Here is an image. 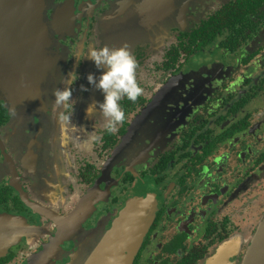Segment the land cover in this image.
<instances>
[{
  "label": "flooded vegetation",
  "instance_id": "obj_1",
  "mask_svg": "<svg viewBox=\"0 0 264 264\" xmlns=\"http://www.w3.org/2000/svg\"><path fill=\"white\" fill-rule=\"evenodd\" d=\"M142 3L46 0L52 59L80 74L72 123L101 137L91 147L71 125L61 142L53 96L27 99L25 17L0 8V264H73L85 232L125 212L132 264H237L264 231V0ZM102 41L128 46L143 88L113 134L99 111L85 118L103 99L85 59Z\"/></svg>",
  "mask_w": 264,
  "mask_h": 264
},
{
  "label": "clouds",
  "instance_id": "obj_2",
  "mask_svg": "<svg viewBox=\"0 0 264 264\" xmlns=\"http://www.w3.org/2000/svg\"><path fill=\"white\" fill-rule=\"evenodd\" d=\"M73 59L77 66L81 63L79 56H74ZM85 59L90 60L96 69V72L87 74V85L97 89L103 97L102 100L93 101L87 106L85 118L91 119L99 111L105 118V132L113 134L117 131V125L126 119L120 101L127 98L134 103L143 94V88L136 78L138 63L126 44L120 47L108 45L100 48L91 47ZM79 79L80 74L75 69H69L60 77L62 87L54 88L52 96L55 105L63 109L59 116L61 142L67 137L71 125L72 132L82 130L86 134L84 144L91 147L99 142L101 137L83 128L82 125L72 123L73 90ZM88 86L80 85V88L82 91H88Z\"/></svg>",
  "mask_w": 264,
  "mask_h": 264
},
{
  "label": "water",
  "instance_id": "obj_3",
  "mask_svg": "<svg viewBox=\"0 0 264 264\" xmlns=\"http://www.w3.org/2000/svg\"><path fill=\"white\" fill-rule=\"evenodd\" d=\"M7 1L10 0H0V8L14 10L12 14L17 15L15 21L17 26L20 22V15L25 17L22 21L25 29L21 37L25 46L23 52L21 51V56L25 57L27 72L41 71L48 64L47 62L51 63L52 60L51 55L49 58L46 56L47 52L51 54L45 9L46 0H11L17 2L15 6L14 4L9 5ZM151 1L143 0V8L148 9L153 6ZM19 39L20 37L16 36L15 40ZM136 226L137 221L130 216L129 212L122 214L102 236L101 241L99 240L98 246H95L96 249L88 260L82 264H132L133 255L141 244ZM241 264H264V231L262 228L253 238L250 249Z\"/></svg>",
  "mask_w": 264,
  "mask_h": 264
},
{
  "label": "rangeland",
  "instance_id": "obj_4",
  "mask_svg": "<svg viewBox=\"0 0 264 264\" xmlns=\"http://www.w3.org/2000/svg\"><path fill=\"white\" fill-rule=\"evenodd\" d=\"M119 38H123V36L118 34L116 39H119ZM100 45L103 46L106 44H104V42L102 41ZM50 55L51 57H54L53 52H51V54L47 52L46 56L48 58ZM2 61H3V57L0 56V63ZM60 62L62 63L61 59H60ZM47 63L48 64L45 66V68L41 69V71L35 70L36 71L35 72V71L30 70L29 72H27L28 70L26 68L24 69L25 76L22 74L19 75V73L15 74V78H18L19 80L25 79L30 84V85L27 84V91L25 92V95L28 100L32 99L33 103H37L36 109L44 107V106H41V104L38 102L48 103L52 99V90L56 87H61L60 77L65 73V70H66L65 65L64 66L56 65L57 63H59V61H57L55 58L51 60V63L49 62ZM9 80H11L10 76H9ZM23 84L26 85V83H23ZM23 84L18 82L19 87L25 88L26 86ZM8 94H10V91L8 92ZM114 217L115 215H113L110 218V220L107 219L103 221L104 223L101 226H99L97 229L85 232V235L82 236V237H85L83 239L84 244L81 245L78 251V254L76 253L73 264H82L85 260L86 261L88 260V258L91 256V254L94 252V250L98 246L97 243L99 242V240L102 239V236H104L107 233V231L111 228L112 226L111 223ZM237 248H238V245L235 246L236 251H237ZM243 260H240L237 264H241ZM228 263L232 264L233 262L230 261ZM215 264H227V263L224 259H219L215 261Z\"/></svg>",
  "mask_w": 264,
  "mask_h": 264
},
{
  "label": "bare ground",
  "instance_id": "obj_5",
  "mask_svg": "<svg viewBox=\"0 0 264 264\" xmlns=\"http://www.w3.org/2000/svg\"><path fill=\"white\" fill-rule=\"evenodd\" d=\"M135 216V215H134ZM136 221V220H135Z\"/></svg>",
  "mask_w": 264,
  "mask_h": 264
}]
</instances>
